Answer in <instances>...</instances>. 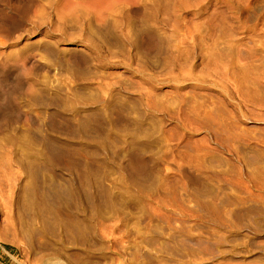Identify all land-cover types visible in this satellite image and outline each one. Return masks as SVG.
<instances>
[{
	"label": "rangeland",
	"instance_id": "rangeland-1",
	"mask_svg": "<svg viewBox=\"0 0 264 264\" xmlns=\"http://www.w3.org/2000/svg\"><path fill=\"white\" fill-rule=\"evenodd\" d=\"M9 16L0 264L264 261V0H0Z\"/></svg>",
	"mask_w": 264,
	"mask_h": 264
},
{
	"label": "bare ground",
	"instance_id": "bare-ground-1",
	"mask_svg": "<svg viewBox=\"0 0 264 264\" xmlns=\"http://www.w3.org/2000/svg\"><path fill=\"white\" fill-rule=\"evenodd\" d=\"M21 10L17 9L16 12L13 11L11 13H14L15 15H17V14H19V13L21 14V13H23L25 11V9L23 10V7L21 8ZM17 20H19V19H13L12 16L11 17L9 16L8 17V21H11L10 23L12 25L9 27L10 23L3 22L2 20H0V27L4 28V30H6V31H8L9 29L11 31V27L14 26V23H16ZM69 53L73 56L72 58L75 57L74 56L75 51L71 50V51H69ZM1 66H2V68H7L8 67L7 65L5 66V64H3V65L0 64V67ZM4 80H5V78H2L0 81L4 82ZM4 91L8 94V98L11 99L9 90L8 89H4ZM5 107L9 111L13 112L14 109L17 107V102L15 100H9V101H7ZM6 109H4V110H6ZM0 119L2 120L0 123H4L8 119H13L14 120L15 118H14V115H9L7 117H3L0 114ZM126 163H127V166L129 167V169L135 174L145 171L146 167H147V162H146L144 156L138 151H130V152H128L127 156H126ZM52 261H53V264H64V262L61 259H58L56 257H53ZM260 264H264V261H262Z\"/></svg>",
	"mask_w": 264,
	"mask_h": 264
}]
</instances>
